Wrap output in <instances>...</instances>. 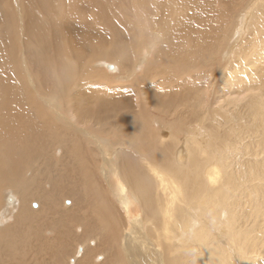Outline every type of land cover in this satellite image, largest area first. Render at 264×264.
Wrapping results in <instances>:
<instances>
[{"label": "bare ground", "instance_id": "obj_1", "mask_svg": "<svg viewBox=\"0 0 264 264\" xmlns=\"http://www.w3.org/2000/svg\"><path fill=\"white\" fill-rule=\"evenodd\" d=\"M249 10L240 40L232 0H0V264H264V0Z\"/></svg>", "mask_w": 264, "mask_h": 264}, {"label": "rangeland", "instance_id": "obj_2", "mask_svg": "<svg viewBox=\"0 0 264 264\" xmlns=\"http://www.w3.org/2000/svg\"><path fill=\"white\" fill-rule=\"evenodd\" d=\"M233 1V4L235 5V12H234V16H235V20L237 21V26H236V28H235V31H234V34H233V36L235 35L236 36V31L239 29V28H241V32H240V34H239V38H240V40H242L245 36V27H246V25H247V23H248V19H249V16H250V6H251V4H252V2H254L255 0H232ZM235 2H236V4H235ZM198 6H199V8L200 9H202V5H199L198 4ZM213 6H215L216 8H218V10H220V9H222L223 7H222V5L220 4V3H216V4H213ZM217 10V11H218ZM87 15L89 14V13H86ZM184 31H189V29H187V28H184L183 29V32ZM232 36V37H233ZM177 38V42L174 44V46H173V51H176V49H178V48H182V46H177L178 44H180L181 45V43L180 42H183V39H185V38H183V36H182V33H181V35L180 36H178V37H176ZM233 39V38H232ZM239 42V41H238ZM236 45V44H235ZM224 49H226V48H224ZM145 51V50H144ZM144 51H142V52H140V54L138 55L139 56V60L141 61L139 64V66L137 67V69H136V71L137 72H139V71H141L144 67H146L145 65H146V60H148L149 58H150V56H148L147 55V57L145 56V53L146 52H144ZM228 57V56H227ZM226 57V58H227ZM224 56H223V53L221 54V56H220V59L221 60H223V62L225 61V59H226ZM138 60V61H139ZM110 64H112L113 65V63L112 62H110L109 63V65ZM253 69H255L254 67H252ZM111 68H105V66L103 67V68H99V72H101L103 75L105 74H108L109 76H107V78H109L110 80V82H112V81H115V82H113L111 85H116V86H119L120 84L122 85L123 83H121L122 82V80H120V81H117V76L119 75V73H116L117 72V69L115 70V71H113V70H110ZM141 69V70H140ZM157 69V67L156 66H154V65H152V67H150L149 69H148V72H149V74H151V75H153L154 74V70H156ZM109 70V71H108ZM106 78V79H107ZM186 78V76L184 77V79ZM108 81V80H107ZM174 88H178V89H182V87H181V85H180V83H176L174 86H173ZM203 86H202V88H201V92H202V90H203ZM160 91H161V93L163 92V90H162V88L160 89ZM230 94H223V92H219L218 94L220 95V96H225L226 98H229V99H235L236 97H238V98H241V95H243L244 93H238V92H236L235 90H232V89H230ZM197 94H200V93H197ZM237 99V98H236ZM240 100H244V99H240ZM240 100H238V102L240 103L241 101ZM235 104V103H234ZM235 107H234V105L233 104H229V108H228V110L227 111H233L232 109H234ZM148 109L150 110L151 109V107L148 105ZM152 121H153V123H156L159 127H156L157 129H158V131H160V133L161 132H163L164 133V131H166L167 130V126L166 125H163V123H167V124H174L175 123V120L173 119V117H166V116H164V115H160V116H157V115H154V117L152 118ZM230 126V125H229ZM174 130H175V128H173ZM224 132V131H223ZM178 136V141L176 140V147H175V149H174V152L173 153H175V155L177 154L176 152H181V155H182V164L185 162V160H186V152H185V146H183L182 145V142L184 141V139H185V137H186V135H185V133H179V135H177ZM204 139H206V136L205 135H201V141H204ZM186 140V139H185ZM71 162L69 161V159L68 158H66V159H64L63 160V163H62V165H61V170L62 171H64V167L65 166H68L69 164H70ZM73 166V165H72ZM70 172H71V169H70ZM72 179V175H71V178H70V180ZM70 180H69V182H70ZM68 182V183H69ZM68 183H65L64 184V186H66V184H68ZM62 199L63 198H60V200L62 201ZM64 200H66V198L64 199ZM63 200V201H64ZM68 202L67 201H65V204L64 205H66V206H68V204H67ZM133 204L130 206L131 207V212H132V215H134V214H137V211H136V208H135V203L134 202H132ZM37 205V203H32V207H34L35 208V206ZM136 212V213H135ZM11 221V220H10ZM100 256V255H99ZM96 260H100L99 259V257H98V259H96ZM97 263V262H96ZM95 263V264H96Z\"/></svg>", "mask_w": 264, "mask_h": 264}]
</instances>
